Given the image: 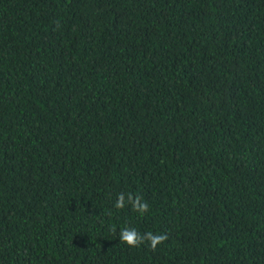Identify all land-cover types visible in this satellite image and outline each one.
I'll return each mask as SVG.
<instances>
[{
    "label": "trees",
    "instance_id": "16d2710c",
    "mask_svg": "<svg viewBox=\"0 0 264 264\" xmlns=\"http://www.w3.org/2000/svg\"><path fill=\"white\" fill-rule=\"evenodd\" d=\"M0 264H264V0H0Z\"/></svg>",
    "mask_w": 264,
    "mask_h": 264
},
{
    "label": "clouds",
    "instance_id": "9594fccd",
    "mask_svg": "<svg viewBox=\"0 0 264 264\" xmlns=\"http://www.w3.org/2000/svg\"><path fill=\"white\" fill-rule=\"evenodd\" d=\"M131 207L132 211L139 213L140 215L145 214L149 210L147 202L143 197L132 193H120L114 204V208L117 210L124 209L125 207ZM112 233H116L115 227L111 228ZM168 239L166 234H154L153 232H146L141 234L135 228L127 227L120 230L118 235V241L130 248L139 247L142 244H147L153 251L158 246L163 244Z\"/></svg>",
    "mask_w": 264,
    "mask_h": 264
}]
</instances>
